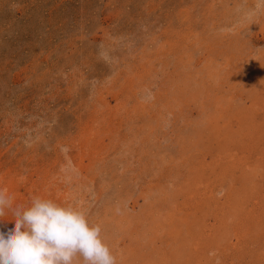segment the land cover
<instances>
[{
    "label": "rangeland",
    "instance_id": "374dc122",
    "mask_svg": "<svg viewBox=\"0 0 264 264\" xmlns=\"http://www.w3.org/2000/svg\"><path fill=\"white\" fill-rule=\"evenodd\" d=\"M0 189L117 264H264V0H0Z\"/></svg>",
    "mask_w": 264,
    "mask_h": 264
},
{
    "label": "clouds",
    "instance_id": "9594fccd",
    "mask_svg": "<svg viewBox=\"0 0 264 264\" xmlns=\"http://www.w3.org/2000/svg\"><path fill=\"white\" fill-rule=\"evenodd\" d=\"M9 213L14 226L0 230V264H117L101 226L75 206L38 196L28 206L14 205L0 189V221Z\"/></svg>",
    "mask_w": 264,
    "mask_h": 264
}]
</instances>
